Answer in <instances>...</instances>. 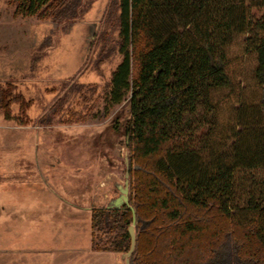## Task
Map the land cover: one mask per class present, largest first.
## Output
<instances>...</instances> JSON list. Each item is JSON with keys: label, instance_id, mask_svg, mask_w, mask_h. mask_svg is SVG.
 Instances as JSON below:
<instances>
[{"label": "trees", "instance_id": "16d2710c", "mask_svg": "<svg viewBox=\"0 0 264 264\" xmlns=\"http://www.w3.org/2000/svg\"><path fill=\"white\" fill-rule=\"evenodd\" d=\"M15 1L18 14L56 24L82 12V0ZM102 23L122 54L107 95L132 94L134 212L94 208L93 250L127 253L134 225L130 264H264V0H111ZM239 35L256 58L258 102L240 101L231 141L216 143ZM14 102L25 115L29 102L0 84L6 119Z\"/></svg>", "mask_w": 264, "mask_h": 264}, {"label": "rangeland", "instance_id": "374dc122", "mask_svg": "<svg viewBox=\"0 0 264 264\" xmlns=\"http://www.w3.org/2000/svg\"><path fill=\"white\" fill-rule=\"evenodd\" d=\"M110 1L82 0V12L77 19L56 24L18 14L15 0H0V84L11 85L14 93L22 94L25 101L31 103L27 110L31 121L27 125L19 124L20 119L6 120L12 127L31 130L26 133L18 130L17 137L7 136L5 143L14 145L0 149V154L7 159L15 158L8 168L16 167L13 169L16 173H21L19 167L22 166L20 162L17 164V153L30 158L44 145L48 147L45 158L61 156L66 160L65 166L58 167L62 181L51 190L74 193V148L82 143L87 144L89 151L93 149L91 157L98 155L103 159L97 166L99 176L110 175L107 185L108 188L114 185V197L120 194L116 187H124L126 181L130 196L131 94L124 95L119 103L107 95L112 73L122 61L117 29L103 40L102 20ZM245 39L244 35H239L229 49L228 70L233 91L217 95L220 113L216 143L231 141L228 127H232L231 118L240 101L258 102L259 89L254 80L256 58L246 52ZM11 110L15 117L19 116L20 103H14ZM2 119H5L4 112H0V135L12 130ZM87 128L94 132L89 130L82 135V130ZM33 170L28 178L42 180L45 169L34 167ZM11 186L16 190V185L3 187L9 191Z\"/></svg>", "mask_w": 264, "mask_h": 264}, {"label": "crops", "instance_id": "0c3cea01", "mask_svg": "<svg viewBox=\"0 0 264 264\" xmlns=\"http://www.w3.org/2000/svg\"><path fill=\"white\" fill-rule=\"evenodd\" d=\"M6 120L2 119V122L8 126L10 123ZM8 127L12 130L0 135V149L14 145L5 143L7 136L17 137V134L31 130ZM18 130L20 132L16 134ZM89 130L91 128L83 129L81 134ZM29 132L33 134V131ZM46 148L43 145L36 150V156L30 158L17 153L21 173L13 170L16 167L8 168L15 158L7 159L6 155L0 154V184L3 183L0 185V264H125L119 253L93 250L91 223L92 210L113 204L123 195V187L115 185L120 194L114 197V185L110 184L109 188L107 185L110 175L99 176L97 166L103 159L98 155L91 157L93 149L89 151L87 144L80 143L74 148V193L51 190L54 185L61 184L58 167L65 166L66 160L61 156L45 158ZM34 167L45 169L42 180L28 178ZM7 184L16 185V190L12 186L6 190L3 186Z\"/></svg>", "mask_w": 264, "mask_h": 264}, {"label": "water", "instance_id": "95a60500", "mask_svg": "<svg viewBox=\"0 0 264 264\" xmlns=\"http://www.w3.org/2000/svg\"><path fill=\"white\" fill-rule=\"evenodd\" d=\"M128 181H126V185L121 189V193L123 194L121 197L115 199V201L113 202V204L109 205L108 208H118L120 206H122L123 204L129 205V186H128ZM130 209L134 212V208L132 206H130ZM129 234L131 237V247L130 250L127 253H123L120 255H123L124 259H125V264H130V257L135 249V245H136V234H135V228L134 225H131L129 227Z\"/></svg>", "mask_w": 264, "mask_h": 264}, {"label": "flooded vegetation", "instance_id": "af4514ba", "mask_svg": "<svg viewBox=\"0 0 264 264\" xmlns=\"http://www.w3.org/2000/svg\"><path fill=\"white\" fill-rule=\"evenodd\" d=\"M105 14V13H104ZM22 15V14H21ZM27 17H32V16H27ZM36 18V17H35ZM37 19V18H36ZM37 20H39V19H37ZM42 21V20H41ZM46 21H50V20H46ZM51 22V21H50ZM12 87V86H11ZM110 87V86H109ZM13 88V87H12ZM131 94V93H130ZM22 95V94H21ZM132 95V94H131ZM108 97H110V96H108ZM14 103H20V102H14ZM13 103V104H14ZM12 104V105H13ZM30 101H29V106H28V108L30 107ZM20 105H21V103H20ZM11 108H12V106H11ZM28 108L26 109V111H25V115H23L22 113H21V111L19 112V116H17V117H15L14 116V113L12 112V110H11V119H7V120H15V119H20V121H22L21 119V117H26L29 121H28V123L31 121V119L29 118V115H27V110H28ZM2 112V111H1ZM5 119H6V117H5ZM20 121H17V122H19V124H20ZM27 123V124H28ZM27 124H25V125H27Z\"/></svg>", "mask_w": 264, "mask_h": 264}]
</instances>
